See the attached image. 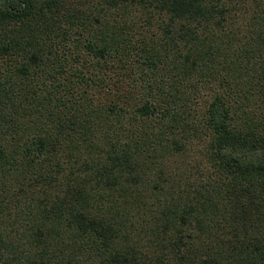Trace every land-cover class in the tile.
Returning a JSON list of instances; mask_svg holds the SVG:
<instances>
[{"label":"trees","instance_id":"16d2710c","mask_svg":"<svg viewBox=\"0 0 264 264\" xmlns=\"http://www.w3.org/2000/svg\"><path fill=\"white\" fill-rule=\"evenodd\" d=\"M0 264H264V0H0Z\"/></svg>","mask_w":264,"mask_h":264}]
</instances>
